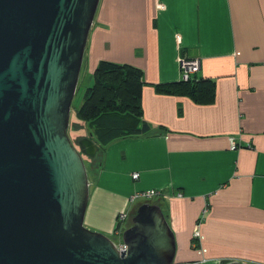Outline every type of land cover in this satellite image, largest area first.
I'll return each mask as SVG.
<instances>
[{
	"label": "crops",
	"instance_id": "crops-1",
	"mask_svg": "<svg viewBox=\"0 0 264 264\" xmlns=\"http://www.w3.org/2000/svg\"><path fill=\"white\" fill-rule=\"evenodd\" d=\"M85 51L90 77L101 59L142 70L147 130L103 148L84 225L113 235L132 194L159 189L174 262L264 264V0H99ZM178 56L214 80L211 103L156 91L180 80Z\"/></svg>",
	"mask_w": 264,
	"mask_h": 264
},
{
	"label": "water",
	"instance_id": "water-1",
	"mask_svg": "<svg viewBox=\"0 0 264 264\" xmlns=\"http://www.w3.org/2000/svg\"><path fill=\"white\" fill-rule=\"evenodd\" d=\"M98 1L0 0V264L176 263L157 203H138L120 251L83 222L98 146L67 128Z\"/></svg>",
	"mask_w": 264,
	"mask_h": 264
},
{
	"label": "trees",
	"instance_id": "trees-1",
	"mask_svg": "<svg viewBox=\"0 0 264 264\" xmlns=\"http://www.w3.org/2000/svg\"><path fill=\"white\" fill-rule=\"evenodd\" d=\"M143 84L140 68L128 63L99 60L93 69L91 83L85 87L81 102L75 107V115L80 122L73 125L69 136L73 134L76 138V130L85 126L87 135L90 134L98 148H104L117 138L146 131L147 124L142 119L141 107ZM155 89L158 92L188 95L197 103H211L215 97V83L211 78L197 79L192 76L187 80L157 83ZM148 201L159 204L162 209L159 198ZM135 208L124 220L116 218L114 229L122 231L130 225L128 221Z\"/></svg>",
	"mask_w": 264,
	"mask_h": 264
},
{
	"label": "rangeland",
	"instance_id": "rangeland-1",
	"mask_svg": "<svg viewBox=\"0 0 264 264\" xmlns=\"http://www.w3.org/2000/svg\"><path fill=\"white\" fill-rule=\"evenodd\" d=\"M85 58L82 59V65L80 68L77 85L74 91V95L71 101V107L69 112V123L67 128V134L71 133V129L74 124L79 123L80 121L76 118L75 115V107L79 105L81 102V96L83 95V91L87 85H89L92 81V76L90 77L91 72V64L92 60H89V53L88 51H85ZM83 124V123H82ZM78 134L87 135L86 129L83 127H79L77 130ZM72 139L75 140L74 135H71ZM102 156H103V147H99L96 151V153L93 156H84L82 155V159L85 165L87 177H91L96 175V173L99 171L101 162H102ZM141 199V198H139ZM163 207V206H162ZM164 209V208H163ZM128 223H131V220L128 221ZM111 239L115 240V236L112 234L108 235Z\"/></svg>",
	"mask_w": 264,
	"mask_h": 264
},
{
	"label": "built area",
	"instance_id": "built-area-1",
	"mask_svg": "<svg viewBox=\"0 0 264 264\" xmlns=\"http://www.w3.org/2000/svg\"><path fill=\"white\" fill-rule=\"evenodd\" d=\"M178 61V65H179V70H180V79L181 80H187L189 78H191L192 74L195 73L198 68H199V60L198 58H189V57H184V56H178L177 58ZM230 142L232 147H235V144L233 142V138L230 137ZM133 178H136L138 173L137 172H133L132 174ZM161 195V190L159 189H146V190H141V191H137L134 194H132L131 199H136V198H142V200H149L151 198L154 197H160ZM143 200V201H144ZM127 210L122 209L120 210L117 215L116 218L119 220H124L127 217ZM121 230L120 229H114L113 235L115 236V240L112 239V241L114 242L116 248L120 251V249H126V244L124 243V241L122 239H120V234H121ZM193 236L194 238L197 237H201L200 236V232L198 230V227L194 228L193 231ZM173 264H182V263H173Z\"/></svg>",
	"mask_w": 264,
	"mask_h": 264
}]
</instances>
